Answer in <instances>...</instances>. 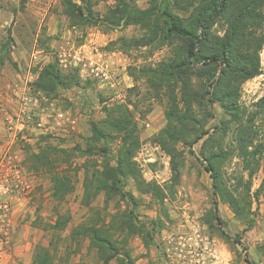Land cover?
<instances>
[{
    "label": "rangeland",
    "instance_id": "obj_1",
    "mask_svg": "<svg viewBox=\"0 0 264 264\" xmlns=\"http://www.w3.org/2000/svg\"><path fill=\"white\" fill-rule=\"evenodd\" d=\"M90 2L98 17L105 16L115 3ZM148 2L136 0L135 5L145 9ZM225 29L217 23L212 30L222 36ZM8 31L14 39L10 48L2 46ZM263 33L264 22L257 36ZM141 34L138 26L71 27L63 14L61 0H0V52L7 51L0 67V100L7 113H15L24 86H31L39 69L51 61L58 62V55L67 51L81 49L84 56L99 60L114 85L102 87L81 79L79 87L58 89L50 97L45 95L48 101L42 108L53 133L44 135L39 130H27L24 135L30 141L18 137L11 145L0 113V161L9 154L27 184L20 191L8 178L10 173L0 171V264H30L37 247L49 249L53 264H103L88 236L71 239L77 227H91L92 221L107 231L117 248L116 257L109 264L127 262L126 252L133 264H247L246 258L253 264H264V190L258 200L253 196L264 186V111L258 105L264 97V40L258 51L259 75L241 84L239 100L245 111L241 122L249 131L245 136L253 140L248 151L254 153L256 146L261 151L256 156L242 157L237 150L236 134L229 130L221 141L228 155L214 163L236 198L242 200L246 196L245 185L250 183L251 198L247 200L252 202L251 209L237 218L228 204L219 202L217 215L222 221L219 225L214 219L211 179L202 165L206 163L201 151L207 136L192 146L193 154L181 143L173 145L178 154V174L176 182L172 180L170 156L157 142L158 133L166 126L167 93L155 96L137 71L168 59L170 48L120 51V43L116 42L120 37L136 38ZM59 68L62 70L60 65ZM87 81L91 84L87 85ZM115 107L132 111L139 147L131 161L142 181L156 185L162 196L156 199L150 193H141L136 183L128 179L124 191L134 198V203L119 196L107 198L101 191L91 197L87 206L85 173L88 171L90 176L93 171H102L105 163L112 167L114 161L111 156L101 154L87 156L77 148H87L89 124L101 125L107 116L104 109L112 113ZM209 110L213 117L206 115V106L194 103L203 129L214 136L215 127L230 117L218 104H212ZM56 111L67 112L74 124L55 126ZM117 147L115 141L112 149ZM211 152L221 153L217 145ZM34 155L47 156L52 170L35 164ZM50 171L68 177L73 188L66 197H53ZM4 203L6 209L2 207ZM131 211L133 216L129 218ZM59 216L61 223L65 219L68 222L63 229L53 230L51 227ZM237 237L239 241L235 242Z\"/></svg>",
    "mask_w": 264,
    "mask_h": 264
},
{
    "label": "trees",
    "instance_id": "obj_2",
    "mask_svg": "<svg viewBox=\"0 0 264 264\" xmlns=\"http://www.w3.org/2000/svg\"><path fill=\"white\" fill-rule=\"evenodd\" d=\"M114 1V6L103 17L94 15L90 0H61V6L71 27L105 24L114 29L138 26L142 31L140 36L117 39L120 51L170 48L168 59L162 60L154 67H141L137 71L154 91L155 96L162 92L167 93L166 126L158 133L157 142L170 156L172 180L176 182L178 174V154L173 145L181 143L193 154L192 146L207 136L201 155L206 162L202 164L203 169L211 179L214 219L219 225L222 224L217 215L219 202L228 204L234 215L240 218L241 214L251 209V185H245L246 196L242 200L236 198L226 186L214 163L217 158L228 155L221 147V141L229 130L236 134L237 150L242 157L256 156V153L261 151L260 146L254 148V153L248 151L253 140L248 135L245 136V132L249 131H246L247 128L241 122L245 111L239 100L241 84L259 75L258 51L264 40V33L257 36V32L264 22V0H149L145 9L138 8L135 5L136 0ZM217 23L226 28L222 36L212 30ZM13 42L11 32L8 31L2 46L10 48ZM6 53L7 51L0 52V67L4 64ZM130 74L132 75V72ZM81 79L77 68L64 72L60 70L57 61H51L39 69L31 88L50 97L58 89L79 87L83 82ZM86 83L91 84L90 81ZM194 103L198 107L206 106L208 117H213L209 107L218 104L230 119L216 126L215 134L211 136L196 117ZM258 105L264 111V97L259 100ZM104 110L107 116L100 122L102 126L96 122L89 124L91 134L85 139L87 148L77 149L87 156H111L114 166L105 163L102 171H93L90 176L88 171L85 173L84 204L88 206L91 197L101 191L105 192L107 198L119 196L134 203V198L124 191L128 179L136 183L141 193H150L154 198H160V189L154 184H145L131 161L139 147L138 129L132 111L127 107H115L111 110L112 113ZM115 141L118 142V147L112 149ZM215 145L221 153L211 152ZM33 160L42 168L52 170L51 161L47 156L34 155ZM49 174L53 182V197H66L73 188L69 186L68 177V180L59 177L54 171ZM251 175L249 174L250 177ZM263 188L261 185L253 193L255 200H258ZM128 215L130 218L133 212ZM61 220L62 216L57 217L56 224L51 228L63 229L68 221L65 219L61 223ZM78 236L90 238V245L96 249L103 264H109L110 260L116 257V246L107 236V231L96 227L95 222L92 221L91 227H77L71 239L74 240ZM234 241L238 242V237ZM125 256L128 261L121 263L133 264L127 252ZM245 262L253 264L248 258ZM30 264H53L49 249L37 247Z\"/></svg>",
    "mask_w": 264,
    "mask_h": 264
},
{
    "label": "built area",
    "instance_id": "obj_3",
    "mask_svg": "<svg viewBox=\"0 0 264 264\" xmlns=\"http://www.w3.org/2000/svg\"><path fill=\"white\" fill-rule=\"evenodd\" d=\"M58 63L62 71L66 72L70 68H77L80 78L90 80L100 86H111L109 72L104 64L99 60H95L84 56L81 49L77 51H67L58 55ZM47 98L41 92H35L31 86L25 85L17 101V109L14 114L7 113L2 106L0 100V113L5 122L6 132L11 139V145L20 137L25 141L31 139L25 136V132L39 130L41 134L53 133V127L50 125L48 118L44 115L43 105L47 102ZM43 111V112H42ZM54 125L62 126L74 124L67 112L56 111L54 114ZM0 171L9 172L10 181L14 183V187L20 191H24L27 187L26 180L22 174V170L14 163L12 157L7 154L0 161ZM6 182L8 179L5 180ZM3 208H7L4 203Z\"/></svg>",
    "mask_w": 264,
    "mask_h": 264
}]
</instances>
